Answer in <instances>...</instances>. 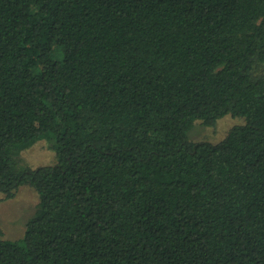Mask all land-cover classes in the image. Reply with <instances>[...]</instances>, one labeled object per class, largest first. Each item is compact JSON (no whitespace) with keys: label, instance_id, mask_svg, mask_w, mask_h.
<instances>
[{"label":"trees","instance_id":"obj_1","mask_svg":"<svg viewBox=\"0 0 264 264\" xmlns=\"http://www.w3.org/2000/svg\"><path fill=\"white\" fill-rule=\"evenodd\" d=\"M260 67L264 0H0V192L40 197L0 264H264Z\"/></svg>","mask_w":264,"mask_h":264},{"label":"rangeland","instance_id":"obj_2","mask_svg":"<svg viewBox=\"0 0 264 264\" xmlns=\"http://www.w3.org/2000/svg\"><path fill=\"white\" fill-rule=\"evenodd\" d=\"M262 72L264 68H259ZM245 118L227 115L213 126H206L200 120L194 123L188 133L192 142L207 141L217 144L236 125L243 124ZM54 139H42L33 146L21 151L18 156L19 168L36 169L41 166L56 164L58 158ZM40 197L35 188L22 186L13 198H7L0 192V237L16 241L25 236L28 222L34 217Z\"/></svg>","mask_w":264,"mask_h":264}]
</instances>
